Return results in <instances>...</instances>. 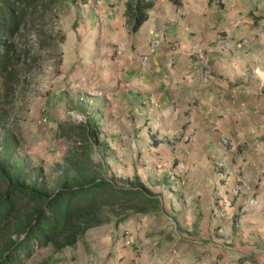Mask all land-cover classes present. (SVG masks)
<instances>
[{
    "label": "crops",
    "instance_id": "obj_1",
    "mask_svg": "<svg viewBox=\"0 0 264 264\" xmlns=\"http://www.w3.org/2000/svg\"><path fill=\"white\" fill-rule=\"evenodd\" d=\"M125 12L76 0L60 48L59 95L98 121L104 175L161 203L114 227L119 264H264V0H155L132 34Z\"/></svg>",
    "mask_w": 264,
    "mask_h": 264
},
{
    "label": "trees",
    "instance_id": "obj_2",
    "mask_svg": "<svg viewBox=\"0 0 264 264\" xmlns=\"http://www.w3.org/2000/svg\"><path fill=\"white\" fill-rule=\"evenodd\" d=\"M155 0H126L129 32L147 19ZM76 0H0V264H24L34 250L59 253L99 227H118L131 215L161 209L159 198L136 177L117 183L103 174L93 156L99 142L98 121H67L55 138L67 148L46 174L17 154L20 143L15 103L25 94L32 65L64 35L45 30L55 12ZM55 37L59 40L55 41ZM59 62H61L59 60ZM83 112L81 106L74 109ZM39 264H56L51 257Z\"/></svg>",
    "mask_w": 264,
    "mask_h": 264
},
{
    "label": "rangeland",
    "instance_id": "obj_3",
    "mask_svg": "<svg viewBox=\"0 0 264 264\" xmlns=\"http://www.w3.org/2000/svg\"><path fill=\"white\" fill-rule=\"evenodd\" d=\"M68 6L55 12L52 21L45 30H52L53 34L58 36L63 34L65 37V32L63 31L65 26H63V23H67L64 22V18L68 14L66 13ZM56 40H59V37H55ZM62 43L56 41L53 48L42 52L40 61L32 65L33 69L25 86V94L18 95L15 103L14 114L18 120L17 124L20 134L17 154L24 158L30 166L42 167L46 174L59 161L61 158L59 156L67 148V142L64 139L58 140L54 136L57 129L56 123L79 122L78 117L83 118L82 121L85 119V114L73 110L74 107H72L70 100L67 98L68 94L59 95V92L63 93L70 86L66 75L62 76L60 72L61 62L59 60L61 61L60 48ZM82 49L86 52L83 58H87L92 62L95 57L92 58L89 55L87 45L84 44ZM43 114L47 118L46 123L50 125V127L47 126L48 128H45L46 130L37 128V117L39 115L43 116ZM52 116H55L54 120L51 119ZM37 132L41 134L40 141L37 140ZM99 154L97 152L93 156L96 163H100ZM109 178L113 179V177ZM114 181L120 183L117 179ZM114 232L115 228L112 225L92 229L75 246L65 248L59 253L54 254L51 248L34 250L24 264H39L49 257L56 264H119L117 256L121 251V247L115 246L113 240ZM193 241L205 240L198 238L193 239ZM123 242L128 247L131 245L128 236H123ZM123 264H138V260L134 258L130 261H125Z\"/></svg>",
    "mask_w": 264,
    "mask_h": 264
},
{
    "label": "built area",
    "instance_id": "obj_4",
    "mask_svg": "<svg viewBox=\"0 0 264 264\" xmlns=\"http://www.w3.org/2000/svg\"><path fill=\"white\" fill-rule=\"evenodd\" d=\"M154 45H155V42H153V43L151 44V48H154ZM82 119H83V118H79V117H78V120H79V121H82ZM223 143L225 144L226 141H223ZM231 193H232V195H236V194H237V190H232ZM223 213H224V215L227 217V219H231V218H232V214H230L229 211L226 210V211H224ZM135 263H136V261H135Z\"/></svg>",
    "mask_w": 264,
    "mask_h": 264
}]
</instances>
